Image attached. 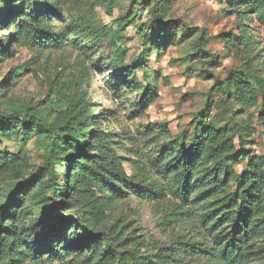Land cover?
<instances>
[{
  "label": "rangeland",
  "instance_id": "obj_1",
  "mask_svg": "<svg viewBox=\"0 0 264 264\" xmlns=\"http://www.w3.org/2000/svg\"><path fill=\"white\" fill-rule=\"evenodd\" d=\"M160 1L169 37L155 43L137 32L140 25L152 24L151 0H47L56 8L48 28L63 40L61 46L43 48L27 28L42 25L30 12L36 0H0V114L35 115L49 125L82 91L91 105L86 111L94 117L84 139L95 144L88 131L96 121L134 185H156L159 191L156 199L113 198L98 226L121 220L125 234L143 241L141 254L156 263L164 253L159 246L171 247L176 235L194 239L202 228L184 213L175 172H165L195 137L202 144L205 169L221 184L219 198L245 191L264 205V168L249 161L264 157L261 95L253 78L256 73L264 81V0L236 8L229 0ZM230 37L236 47L226 43ZM230 76L248 82L244 100L225 84ZM221 84L226 90H220ZM146 92L151 95L145 103ZM48 143L35 130L0 139V150L13 163L0 174V197L9 181L34 180L25 197L37 217L62 199L45 188L47 160L62 156L50 153ZM162 155L169 156L163 160ZM258 247L264 249V238ZM165 261L210 264L202 256L182 254ZM54 264L95 263L75 251Z\"/></svg>",
  "mask_w": 264,
  "mask_h": 264
},
{
  "label": "trees",
  "instance_id": "obj_2",
  "mask_svg": "<svg viewBox=\"0 0 264 264\" xmlns=\"http://www.w3.org/2000/svg\"><path fill=\"white\" fill-rule=\"evenodd\" d=\"M151 1L154 5L152 24L140 25L137 32L142 38L158 43L168 39V24L161 15V1ZM241 2L257 6L259 0H229V5L236 8ZM32 11L37 14L35 22L42 24L38 28L27 27L32 40L43 48L61 46L63 38L48 28L49 15H53L56 8H50L47 0H36ZM226 43L236 47L232 37ZM119 66L125 73L123 65ZM253 78L261 95L258 122L264 132V81L256 73ZM224 82L233 86L244 100L243 95L250 87L247 81L240 83L230 76ZM220 90L226 88L221 84ZM150 95V92L144 93L145 103ZM89 107L84 93L77 91L62 111V118L49 125L35 115L0 114V139L13 134L24 136L35 130L49 139L50 153L62 154L52 162L47 160L44 167L48 174L45 188L50 195L62 199L46 207L40 217L31 211L25 197L34 188V180L21 178L8 182L0 197V264H54L75 251L82 252L95 264H167L165 259L174 260L179 254L202 256L210 264H264V249L258 247V241L264 238V205L249 199L245 191L242 195L231 193L230 199L218 197L221 184L205 169L199 136L171 165L165 166V172H175L173 178L178 198L185 206V215L198 220L202 227L194 239L184 240L182 235H176L171 247H158L164 253L156 263L150 255L141 254L143 241L137 235L125 234L126 225L121 220L98 226V222L107 218L113 198L135 194L144 199H156L159 191L156 185H134L122 158L96 121L94 129L88 131L95 144L84 139L85 129L94 119L86 111ZM168 156L162 155V159ZM249 161L264 168L262 156H251ZM12 168V157L0 150V174ZM70 209H75L74 213L66 214Z\"/></svg>",
  "mask_w": 264,
  "mask_h": 264
}]
</instances>
